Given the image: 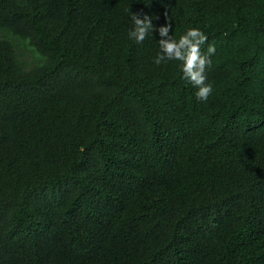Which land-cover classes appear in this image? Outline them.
<instances>
[{
    "label": "trees",
    "instance_id": "trees-1",
    "mask_svg": "<svg viewBox=\"0 0 264 264\" xmlns=\"http://www.w3.org/2000/svg\"><path fill=\"white\" fill-rule=\"evenodd\" d=\"M0 264H264V0H0Z\"/></svg>",
    "mask_w": 264,
    "mask_h": 264
},
{
    "label": "clouds",
    "instance_id": "clouds-1",
    "mask_svg": "<svg viewBox=\"0 0 264 264\" xmlns=\"http://www.w3.org/2000/svg\"><path fill=\"white\" fill-rule=\"evenodd\" d=\"M167 15V14H166ZM133 24L129 32V38L137 44L143 43L149 33L159 32L160 53L155 57L154 63L160 65L162 62L180 61L182 64L183 79L190 82L196 89V98L207 102L213 93V87L206 83V70L212 66L211 57L216 52L214 44L208 42V35L200 28H189L177 40L172 33V21L159 26L153 24L148 15L141 17L137 13L131 16ZM207 44V52H202V46Z\"/></svg>",
    "mask_w": 264,
    "mask_h": 264
},
{
    "label": "rangeland",
    "instance_id": "rangeland-1",
    "mask_svg": "<svg viewBox=\"0 0 264 264\" xmlns=\"http://www.w3.org/2000/svg\"><path fill=\"white\" fill-rule=\"evenodd\" d=\"M25 53L28 55L29 59L33 60L34 55L30 51L25 49Z\"/></svg>",
    "mask_w": 264,
    "mask_h": 264
}]
</instances>
